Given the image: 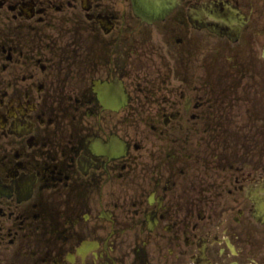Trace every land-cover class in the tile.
I'll list each match as a JSON object with an SVG mask.
<instances>
[{
  "label": "flooded vegetation",
  "instance_id": "af4514ba",
  "mask_svg": "<svg viewBox=\"0 0 264 264\" xmlns=\"http://www.w3.org/2000/svg\"><path fill=\"white\" fill-rule=\"evenodd\" d=\"M159 6L0 0V264H264V0Z\"/></svg>",
  "mask_w": 264,
  "mask_h": 264
}]
</instances>
